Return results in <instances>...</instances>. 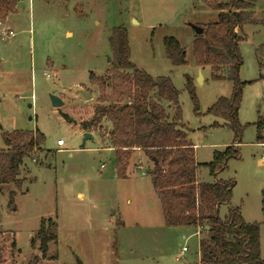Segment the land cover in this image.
<instances>
[{
    "label": "rangeland",
    "instance_id": "rangeland-1",
    "mask_svg": "<svg viewBox=\"0 0 264 264\" xmlns=\"http://www.w3.org/2000/svg\"><path fill=\"white\" fill-rule=\"evenodd\" d=\"M208 1L16 0L22 5L8 13V20L0 19L15 33L0 40V149L2 132L37 128L44 135L41 147L23 159L20 187L9 183L0 191L6 264H29L34 258V264H190L199 254V240L209 237L196 226L165 225L149 175L153 163L142 149L123 158L125 173L119 176L106 140L108 125H102L103 135L89 131L92 136L84 140L79 124L98 104V88L88 74L102 76L109 68V36L118 26L127 31L129 61L152 78H169L177 90L195 161L207 163L214 151L238 148L239 157L230 158L217 177L234 180L230 205L239 208L245 221L259 224L264 260V133L257 126L258 121L264 126V0L254 1L253 21L239 33L243 64L238 75L247 82L238 109L239 134L230 120L207 112L232 94V81L213 79L210 65L200 66L193 57L198 34L191 25L216 21L219 13ZM170 36L184 49L185 63L166 57L162 41ZM81 90L93 96L85 99ZM52 94L64 104L53 106ZM167 112L172 117L173 109ZM196 177L214 181L204 167ZM219 213L224 217L227 205ZM42 218L58 224V238L48 244L45 258L35 235Z\"/></svg>",
    "mask_w": 264,
    "mask_h": 264
},
{
    "label": "trees",
    "instance_id": "trees-1",
    "mask_svg": "<svg viewBox=\"0 0 264 264\" xmlns=\"http://www.w3.org/2000/svg\"><path fill=\"white\" fill-rule=\"evenodd\" d=\"M255 0L208 1L218 10L217 20L201 26L203 32L193 41V57L198 65H210L213 79L229 78L232 91L229 97L219 98L207 110L219 117L230 120L237 134L240 126L238 112L245 83L239 78L243 64L240 53V35L246 22H252L251 15ZM16 0H0V19L14 11ZM166 57L174 64L185 63V51L170 36L162 41ZM112 56L107 59L109 68L105 74L96 76L89 72L88 79L97 86L98 104L92 116L81 121L79 128L84 131H102L108 125L107 138L114 150L117 174L124 175L123 158L133 149H142L153 163L149 172L150 180L160 207L164 223L168 227L196 226L206 229L208 239L198 242L197 264H264L261 258L259 224L247 222L238 207L230 205L234 180H222L217 173L223 172L230 158H238L235 145L224 151H214L207 163L195 161L194 145L187 140L182 112L178 103V92L169 78H152L144 70L129 61V44L125 27L112 29L109 36ZM109 88V91H108ZM186 88L197 109V99L186 78ZM167 109H173L172 117ZM68 119V115H64ZM258 129L264 128L261 122ZM4 148L0 149V191L4 184L21 185L20 170L24 157L40 148L44 135L35 128L33 131L13 130L2 132ZM105 135V136H106ZM261 135L257 141L261 142ZM200 167L208 168L212 182L196 179ZM261 211L264 217V184L261 189ZM227 205V213L220 216L219 210ZM264 223V221H263ZM58 224L51 218H42L35 233L38 251L45 258L48 244L55 243ZM35 238L30 246L35 245ZM6 238L0 232V264H6ZM14 245V242L11 243ZM34 258L29 264H34Z\"/></svg>",
    "mask_w": 264,
    "mask_h": 264
},
{
    "label": "water",
    "instance_id": "water-1",
    "mask_svg": "<svg viewBox=\"0 0 264 264\" xmlns=\"http://www.w3.org/2000/svg\"><path fill=\"white\" fill-rule=\"evenodd\" d=\"M21 5H22V3L18 2V6H21ZM191 26L194 28V30L196 31V33L198 35L203 32V28L201 26H198V25H191ZM199 79H200V81L202 79L200 73H199ZM81 93L85 99L88 98L89 96H91V93L87 92V91L85 92V91L81 90ZM50 99H51V103L53 106L59 107V106H62L64 104L63 99L56 96V95H53V94L50 95ZM263 133H264V128H263ZM91 136H92V132H89V131L84 132V140H86L88 137H91ZM77 264H80V263L78 262ZM190 264H196V263L193 261Z\"/></svg>",
    "mask_w": 264,
    "mask_h": 264
},
{
    "label": "built area",
    "instance_id": "built-area-1",
    "mask_svg": "<svg viewBox=\"0 0 264 264\" xmlns=\"http://www.w3.org/2000/svg\"><path fill=\"white\" fill-rule=\"evenodd\" d=\"M15 35V33L4 26V21L0 20V40L2 41H6L8 38L13 37ZM45 75L48 77L49 75L47 73H45ZM57 144L58 145H62L63 141L62 140H57ZM184 251L187 250V248L182 247Z\"/></svg>",
    "mask_w": 264,
    "mask_h": 264
},
{
    "label": "crops",
    "instance_id": "crops-1",
    "mask_svg": "<svg viewBox=\"0 0 264 264\" xmlns=\"http://www.w3.org/2000/svg\"><path fill=\"white\" fill-rule=\"evenodd\" d=\"M18 4V3H17ZM9 15V14H8ZM6 20H8V16H6ZM5 20V21H6ZM6 27V26H5ZM92 95V94H91ZM93 96V95H92ZM262 143V142H261ZM261 162V161H260ZM198 258H199V254H198V256H196V258H195V260H194V262L197 264V261H198Z\"/></svg>",
    "mask_w": 264,
    "mask_h": 264
}]
</instances>
